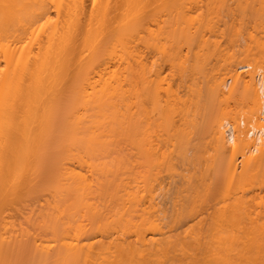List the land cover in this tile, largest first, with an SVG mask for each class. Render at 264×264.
<instances>
[{"label":"bare ground","instance_id":"obj_1","mask_svg":"<svg viewBox=\"0 0 264 264\" xmlns=\"http://www.w3.org/2000/svg\"><path fill=\"white\" fill-rule=\"evenodd\" d=\"M0 264H264V0H0Z\"/></svg>","mask_w":264,"mask_h":264},{"label":"rangeland","instance_id":"obj_2","mask_svg":"<svg viewBox=\"0 0 264 264\" xmlns=\"http://www.w3.org/2000/svg\"><path fill=\"white\" fill-rule=\"evenodd\" d=\"M232 105H233V104H232ZM233 106H235L236 108H238V109L235 108L237 112H240L239 109H240L241 111H243V110H242V106L240 107V106L235 105V104H234ZM233 106H232V108H234ZM248 122H249V121H248ZM246 126H248V123H247V122H246Z\"/></svg>","mask_w":264,"mask_h":264}]
</instances>
